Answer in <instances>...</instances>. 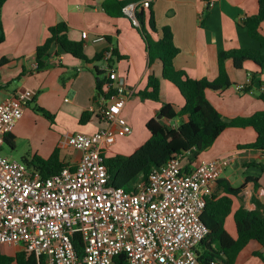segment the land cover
<instances>
[{"label": "crops", "instance_id": "0c3cea01", "mask_svg": "<svg viewBox=\"0 0 264 264\" xmlns=\"http://www.w3.org/2000/svg\"><path fill=\"white\" fill-rule=\"evenodd\" d=\"M103 1L105 0H7L1 11L4 40L0 44V58H9L10 62L0 67V103L21 89L30 88L31 83V88L36 94L35 101L47 110V96L60 97L64 93L63 87L66 84L61 83V86L59 80L65 76L68 68L75 72L70 85L73 88L78 83L79 89H74V99L68 106L58 107L57 115L64 113L79 120L82 112L91 111L92 108L95 109L107 101L97 95L95 76L92 72L94 66L100 70L105 66L101 60L86 64L70 54V58L65 57L67 53L62 52L58 56L51 53L48 58L50 66L39 72L34 71L36 67L34 53L37 46L47 39L51 26L63 22L68 28L69 40L83 42L88 59L103 54L110 47L117 53L118 59L114 58L109 64L117 73L115 83L123 84L126 88V102L121 117L129 126L134 123L137 116H141V121L146 125L151 118L156 117L162 103L171 104L175 111L181 109L184 100L173 84L161 78L160 61L155 60L149 66L145 45L137 28L132 26L125 15L117 18L107 15L101 9ZM150 9L154 15L156 31L150 29L149 8L145 9L144 27L148 26L146 32L149 37L152 40L160 39L162 28L168 27L178 49L173 66L176 70L184 71L192 79H215L218 74L217 56L222 51L257 49V44L246 34L242 22L257 13L258 0H152ZM82 32L86 33L85 39L81 36ZM260 33L264 36V23L260 26ZM99 37H103L104 40L94 41ZM225 69L232 85L220 92L207 90L205 93L207 100L222 119L229 121L264 111V102L258 98L260 88L264 86V71L261 72L251 61L244 62L243 67L238 70L227 61ZM9 73L13 74L9 76ZM19 73L20 77L17 75ZM150 74L159 79L160 102L142 101L137 96L139 91L146 88ZM253 74L255 77L251 91H237L236 86L247 83ZM17 77L20 86L15 89L8 87L9 80ZM103 91L105 92L104 87ZM21 119L6 136V140L13 143V149L16 147ZM101 123L104 122L94 113L79 131L93 133L102 128ZM227 129L235 131L251 129L256 139V133L250 127ZM134 132L135 127L130 135ZM71 134L73 133L66 131L60 136L56 141V150L59 164L74 169L81 153L67 145V137ZM251 142L253 141L247 143L237 141L233 146L213 151L207 158L228 159L229 163L220 171L218 179L227 180L233 187L243 186L238 197H232L231 213L225 221V229L234 239L237 236L234 213L240 207L248 211L254 210L256 202L264 207V154L253 149L241 148ZM67 151H71L72 154L67 155ZM201 161L196 160L192 167ZM247 177L256 178V183L252 180L246 181ZM259 249L260 245L256 241H250L236 258L255 256L254 253Z\"/></svg>", "mask_w": 264, "mask_h": 264}, {"label": "built area", "instance_id": "2783aa9c", "mask_svg": "<svg viewBox=\"0 0 264 264\" xmlns=\"http://www.w3.org/2000/svg\"><path fill=\"white\" fill-rule=\"evenodd\" d=\"M151 2L144 0L139 7L148 9ZM139 7L123 8L136 28ZM81 36L85 39L86 33ZM112 58L110 47L101 70L105 91L116 93L91 109L108 127L67 137V145L81 153L74 169L42 177L24 162L3 157L6 136L36 94L23 88L0 103V246L18 247L38 264H207L197 253L208 234L200 216L229 160H204L184 172L187 159L180 156L153 168L132 191L110 186L104 151L117 135L132 133L121 117L126 88L115 83ZM249 82L236 90L242 92ZM260 90L264 93V86Z\"/></svg>", "mask_w": 264, "mask_h": 264}, {"label": "trees", "instance_id": "16d2710c", "mask_svg": "<svg viewBox=\"0 0 264 264\" xmlns=\"http://www.w3.org/2000/svg\"><path fill=\"white\" fill-rule=\"evenodd\" d=\"M7 0H0V44L4 40L1 11ZM144 0H105L101 9L110 17L124 16L123 8L128 4H138ZM151 4V3H150ZM144 11L139 7L136 18L139 22L137 32L139 33L146 49L149 66L158 60L162 64V76L178 90L184 100V106L175 111L171 104L162 103L158 114L162 119L151 118L145 125L149 132L148 140L136 149L131 155H115L104 159L109 175V184L113 188H123L132 191L133 186L139 181H146L153 168L164 165L169 160L185 156L187 163L183 168L188 172L196 162L201 152L207 150L219 135L227 128H252L256 133L253 143L242 146L244 149H253L264 154V111H259L248 117H236L229 121L222 119L219 112L210 104L206 98V91L220 92L232 85L225 69V63L230 61L234 69H241L246 61L253 62L260 71H264V36L260 33V26L264 23V0H258V11L242 22L246 34L257 44V49H236L222 51L217 56L218 74L213 80L192 79L182 70H176L173 59L178 49L173 42V36L168 27L162 28V36L158 40H152L144 27ZM149 27L156 31L154 15L149 6ZM136 28V27H135ZM49 36L43 44L37 46L35 59V72H39L50 66L48 58L51 53L60 55L62 52L85 62L92 64L100 61L103 54H97L88 59L84 54L83 42L69 40L68 28L65 23L60 22L48 29ZM118 59L113 50V59ZM120 59V58H119ZM9 58L0 59V67L8 64ZM92 72L95 76L96 93L104 100H109L116 91H103L105 84L104 72L94 66ZM255 75H250L249 84L243 92H249ZM62 83L63 80L61 81ZM159 79L150 74L147 78V86L139 91L137 96L142 100L160 102ZM258 98L264 102V93L260 92ZM96 99V97H95ZM36 102L35 97L32 103ZM31 103V102H30ZM30 105V104H28ZM35 111L45 118L52 119L49 112L40 106L34 105ZM157 114V115H158ZM94 113L90 110L82 112L79 124L85 125ZM156 115V116H157ZM185 117V119H184ZM98 119L101 120L99 116ZM168 122H176L174 127L167 125ZM5 142L13 149L10 140ZM27 166H32L39 171L42 177L50 176L64 168L58 162V150H55L47 161L33 156L30 159H21ZM255 165V164H252ZM255 181L254 177H247L246 181ZM256 185V184H255ZM243 186L233 187L225 179H217L206 196V204L201 213V221L208 229V234L200 242L197 253L207 264H234L239 252L245 248L250 241H256L260 249L254 255L264 263V207L257 203L256 209L248 211L240 207L234 213V223L237 236L232 238L225 229V221L231 213L232 197H238ZM217 259V260H216ZM0 264H38L32 254L18 251L14 254H6L0 249Z\"/></svg>", "mask_w": 264, "mask_h": 264}, {"label": "rangeland", "instance_id": "374dc122", "mask_svg": "<svg viewBox=\"0 0 264 264\" xmlns=\"http://www.w3.org/2000/svg\"><path fill=\"white\" fill-rule=\"evenodd\" d=\"M147 27H145V30H148ZM63 54L66 53L63 52ZM84 54L86 55L85 50ZM65 57L70 58L69 54L65 55ZM74 73V70L68 68L65 76L60 78V85L62 80L64 82L63 84H66L65 87H63L64 93L61 94L60 97L52 98L47 96L46 111L50 113L52 119L45 118L42 114L35 111L34 105L36 103L37 106H40L38 105L39 103H29L30 105L25 108L26 113L22 116L20 127L17 131L16 147L15 149H11L7 143H4L1 149V155L3 157L11 160L21 161L20 159L23 157L30 159L31 157L36 156L43 161H47L57 149L56 141L59 140L60 136H62L66 131H70L72 133L80 132L79 130L82 129L83 126L79 124V120L73 119L64 113L57 115L58 107L61 105H63V107L68 106V104H70V102H72L74 99V89H79L78 83L73 88L70 85V82L74 78ZM12 74L13 73H9V76ZM17 75L20 77L21 74L19 73ZM18 77L9 80L8 87L15 89L16 87L20 86L17 80ZM28 89L32 90L31 83L30 88ZM91 105L95 106V104L92 103ZM100 125L102 128L108 127V124L105 122L101 123ZM130 126L132 129L135 127V132L130 136L117 135L116 143L106 148L104 151L105 158H110L115 155H131L136 149L140 147V145H143L148 140L149 134L143 121H141V116H137L134 123L132 125L130 124ZM237 141H244V143L249 141L254 142L255 136L251 129H246L243 131L226 129L219 136V138L213 142L211 147L200 153L197 161H201V159L207 160L213 151H217L224 147H229L230 145L233 146L235 143H237ZM71 151H67V155H71ZM0 248H2L6 254H14L19 249L18 247L15 249V247L6 245H1ZM244 258L241 256L236 258L234 264H263L256 256H247V258ZM217 264H220L219 261H217Z\"/></svg>", "mask_w": 264, "mask_h": 264}, {"label": "water", "instance_id": "95a60500", "mask_svg": "<svg viewBox=\"0 0 264 264\" xmlns=\"http://www.w3.org/2000/svg\"><path fill=\"white\" fill-rule=\"evenodd\" d=\"M156 119H157V120L162 119V115L159 113V114L156 116Z\"/></svg>", "mask_w": 264, "mask_h": 264}]
</instances>
